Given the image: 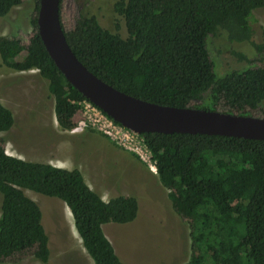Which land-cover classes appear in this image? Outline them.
Returning <instances> with one entry per match:
<instances>
[{"label":"trees","instance_id":"obj_1","mask_svg":"<svg viewBox=\"0 0 264 264\" xmlns=\"http://www.w3.org/2000/svg\"><path fill=\"white\" fill-rule=\"evenodd\" d=\"M62 1V0H61ZM40 0L30 16L32 36H1L0 57L15 71L37 70L48 81L60 128L70 131L79 103L88 101L59 72L37 27ZM23 0H0L6 18ZM61 8V2H60ZM264 0H120L128 36L102 27L96 16L80 15L66 30L77 58L102 81L151 103L224 113L255 112L264 102V67L233 70L218 77L209 51L211 36L250 42L251 20ZM255 45L264 57V45ZM264 116V109H262ZM15 124L0 102V135ZM153 155L161 185L175 213L190 224L187 264H264V141L203 134H140ZM25 190L63 201L94 264H124L104 233L139 215L135 197L105 201L79 169L25 161L9 155L0 137V262L31 253L50 259L43 213Z\"/></svg>","mask_w":264,"mask_h":264},{"label":"rangeland","instance_id":"obj_2","mask_svg":"<svg viewBox=\"0 0 264 264\" xmlns=\"http://www.w3.org/2000/svg\"><path fill=\"white\" fill-rule=\"evenodd\" d=\"M118 1L62 0V23L70 30L80 15L96 16L103 28L127 38L125 20L115 12ZM34 8L35 0H23L9 16L0 18V37L30 38L33 32L30 16ZM250 26V42H231L224 32L211 36L209 51L219 78L233 70L264 67L263 54H259L254 45H264V8L253 12ZM48 85L37 70H12L0 57V102L15 118L11 130L0 135L6 152L25 161L79 169L88 185L106 201L118 195L135 197L139 215L134 222L104 225L106 237L124 264H187L192 252L190 224L175 213L169 192L161 185L157 173L140 156L97 128L88 125L75 133L62 130ZM222 109H225L223 102L217 110H210L223 112ZM262 109L264 102L257 111L240 114L264 117ZM83 119L80 111L74 122ZM25 194L38 203L43 213L50 248L47 264H94L66 204L30 190H25ZM1 204L0 194V213ZM0 264L44 263L27 253Z\"/></svg>","mask_w":264,"mask_h":264},{"label":"water","instance_id":"obj_3","mask_svg":"<svg viewBox=\"0 0 264 264\" xmlns=\"http://www.w3.org/2000/svg\"><path fill=\"white\" fill-rule=\"evenodd\" d=\"M61 0H40L37 27L55 66L83 97L138 134H203L264 141V117L164 106L130 96L102 81L77 58L60 21Z\"/></svg>","mask_w":264,"mask_h":264},{"label":"built area","instance_id":"obj_4","mask_svg":"<svg viewBox=\"0 0 264 264\" xmlns=\"http://www.w3.org/2000/svg\"><path fill=\"white\" fill-rule=\"evenodd\" d=\"M79 106L80 110L78 113L82 111L85 119L80 120L77 123L74 122L75 126L71 130L72 133L82 131L88 125L97 128L105 135L115 139L119 144L126 146L130 151L136 153L144 160V162L150 164L152 171L157 173L153 155L148 149L144 138L140 134L118 124L89 101L80 102Z\"/></svg>","mask_w":264,"mask_h":264},{"label":"crops","instance_id":"obj_5","mask_svg":"<svg viewBox=\"0 0 264 264\" xmlns=\"http://www.w3.org/2000/svg\"><path fill=\"white\" fill-rule=\"evenodd\" d=\"M133 161V160H132ZM88 184V183H87ZM89 187L91 188V189H93L90 185H89ZM94 191H96L97 192V190L96 189H93ZM111 199V198H110ZM106 201V200H105ZM108 201V200H107ZM106 226V225H105ZM104 228V227H103Z\"/></svg>","mask_w":264,"mask_h":264}]
</instances>
